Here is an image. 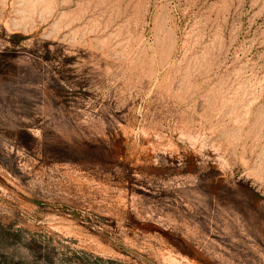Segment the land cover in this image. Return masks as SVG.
<instances>
[{"label":"rangeland","instance_id":"obj_1","mask_svg":"<svg viewBox=\"0 0 264 264\" xmlns=\"http://www.w3.org/2000/svg\"><path fill=\"white\" fill-rule=\"evenodd\" d=\"M0 264H264V0H0Z\"/></svg>","mask_w":264,"mask_h":264}]
</instances>
